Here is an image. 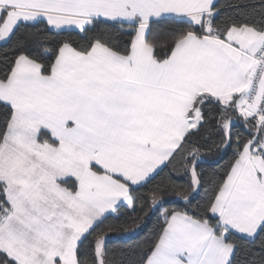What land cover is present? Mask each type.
<instances>
[{
  "label": "snow or ice",
  "instance_id": "snow-or-ice-1",
  "mask_svg": "<svg viewBox=\"0 0 264 264\" xmlns=\"http://www.w3.org/2000/svg\"><path fill=\"white\" fill-rule=\"evenodd\" d=\"M0 264H264V0H0Z\"/></svg>",
  "mask_w": 264,
  "mask_h": 264
},
{
  "label": "trees",
  "instance_id": "trees-1",
  "mask_svg": "<svg viewBox=\"0 0 264 264\" xmlns=\"http://www.w3.org/2000/svg\"><path fill=\"white\" fill-rule=\"evenodd\" d=\"M223 163V161L221 162ZM155 221V217H153V222ZM148 227H151V223L149 224ZM147 231V229H145V232ZM143 233L141 234V237H137V239L142 238ZM134 243V240H128L127 238H122L119 236H113V239L111 240L109 247L111 248H117V247H124L126 244H131Z\"/></svg>",
  "mask_w": 264,
  "mask_h": 264
}]
</instances>
